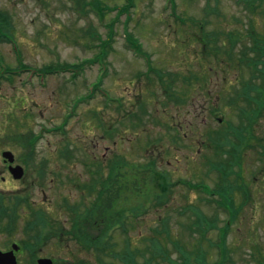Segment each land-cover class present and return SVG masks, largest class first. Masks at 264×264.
<instances>
[{
  "label": "rangeland",
  "instance_id": "374dc122",
  "mask_svg": "<svg viewBox=\"0 0 264 264\" xmlns=\"http://www.w3.org/2000/svg\"><path fill=\"white\" fill-rule=\"evenodd\" d=\"M79 1L0 0V12L9 15L12 43H16L22 62L31 67H42L51 61L74 63L93 56L98 48L89 45L88 28L100 33L98 45L100 40L107 37L108 28L105 25L113 21L115 30H112L106 75L101 83V87L106 89L102 90V94H109L107 104L104 96L97 93L90 99L77 102L73 109L71 107L74 98L87 93V86L98 78L97 63L84 66L85 70H79L76 78L72 72L62 71L46 75L43 83L40 77L26 72L13 73L10 79L0 77V146L21 159L23 149L10 136L16 131V122L23 125L20 131L26 133L24 137L29 133L38 137L33 148L27 149L32 151L35 163L43 164L44 173L43 178L38 179L36 168L27 166L25 181L13 182L0 160V190L27 192L34 203L42 205L56 218L67 223L66 214L57 209L56 204L59 205L64 197L71 201L80 196V189L66 182V178L69 175L72 179L78 176L81 182L89 179L90 174H87L86 167H82L81 160L88 165L91 159H101L105 163L111 156L121 154L129 164H143L152 156L156 169L165 172L167 182L171 183L166 194L167 204L157 205L155 199H151L147 202V211L139 215L136 226V221L128 224L134 227L127 233L119 232L118 227H115L111 232V239L117 245L115 249H120L123 241L129 239L132 250L142 251L150 244L148 238L153 235V231L163 234L157 230H162L165 224L170 230V238L163 239L160 244L166 247L167 256L158 257V263H171L168 258L181 263L183 257L180 250L184 249L189 253L186 255L189 263L214 264L199 263L195 253L198 230L192 228L196 227L194 219L196 213H201L204 218L216 220L220 226L230 212L216 203L206 202L204 198L208 197L207 193L189 188L180 180L203 181L209 188L215 189L216 182L219 181L221 185L223 180L217 168H209L208 162H216V166L226 170L227 174L231 172V180L226 179L227 182L222 186L234 192V205L239 207L238 212L232 208L235 216L229 218L230 229L225 237L228 250L221 264H258L257 258L264 256V159L261 155V151L264 152V140L257 147L245 146L237 157H231L221 149L214 152L219 147L208 132L224 127V120L233 125L238 123L236 109L226 101L227 91L242 81L241 71L236 66V58L227 60L224 49L220 55L222 64L212 56L200 58V46L193 40L189 27L190 20L200 19L204 21L205 28L211 31H222L221 28L226 29L223 27L225 24L231 29L239 27L241 23L244 25L246 14L240 0H174L173 5H169V0H134V7L128 11L130 19L127 14L110 9L103 21L93 11L84 13L76 10ZM103 1L109 6L124 2ZM205 3L209 7L215 6L208 15L203 10ZM180 19L185 23L182 24ZM256 25L264 33V15H257ZM125 28L141 42L152 66L160 69L163 79L171 74L169 79L172 81V76L178 75V79L173 81L174 91L183 88V74L201 71L202 68L211 70L208 86L201 89L193 85L188 102L177 103L172 96L165 94L155 72H151L150 79L143 75L138 77L137 72L144 71L147 65L142 56L130 49ZM12 43L0 40V60L11 67L10 70L18 66ZM237 47L240 48V45ZM225 63L228 68L224 67ZM205 83L199 82L202 87ZM117 97L121 106L119 101L113 100ZM142 103L146 111L140 118H144L145 124L135 126L133 123L141 120L137 119L136 112L139 113ZM128 110L133 111L132 118L127 114ZM93 111H97L102 121L111 127L110 134L103 135V129L98 127L96 120L91 119ZM55 126L65 128V134L56 130ZM254 129L264 136V118L255 124ZM211 136L216 138L215 134ZM157 137L158 144L150 142ZM64 154H69L70 158H65ZM70 160L74 163L70 164ZM105 167L103 165L102 169ZM240 174L243 180L236 179ZM151 176L154 177L150 172L145 176V186L158 187L159 180L152 182ZM120 181L124 185L129 183L122 179ZM240 190L247 193L241 206L243 193ZM124 192L128 197L134 196L133 193ZM154 192L150 191L152 195ZM19 209L21 213L24 212L22 206ZM17 222L20 221L17 219ZM21 233L18 227L10 236L0 232V248L6 249ZM208 236L211 240L216 239L217 230H212ZM208 245L207 240L201 242L204 249H208ZM74 248L70 245L68 250L73 252ZM57 255L69 257L63 251H56L53 242H48L38 253V257L56 258ZM24 257V254L20 256L19 264H27ZM218 258L219 254L215 250L206 255V260L210 262ZM138 259L143 258L138 256Z\"/></svg>",
  "mask_w": 264,
  "mask_h": 264
},
{
  "label": "trees",
  "instance_id": "16d2710c",
  "mask_svg": "<svg viewBox=\"0 0 264 264\" xmlns=\"http://www.w3.org/2000/svg\"><path fill=\"white\" fill-rule=\"evenodd\" d=\"M169 2L174 4V0H169ZM240 2L243 5V12L246 14L244 16L245 24L243 25V23H241L237 28L231 29L228 27V24H225L223 27L226 29L221 28L222 31L220 29L219 31H211L205 28L204 21L201 19L197 21L190 20L189 23V27L192 29L191 36L193 40L199 44L200 53L204 54L205 57L212 56L219 64H222L220 55L224 49L227 60L236 58V66L239 71H241L242 81L239 82L240 84L236 86V88L227 91L230 94H228L226 101L228 105L236 109V116L238 117L237 125L229 123L224 129L220 128L208 133L209 137L215 142V145L219 147V149L214 152L217 153L218 150L221 149V151L231 157L239 156L238 153L240 154L242 151L241 149H244L243 147L245 146H260L261 141L264 140V136L258 133L256 134L251 127L253 124L259 122L261 118H264V33L259 31L256 25L257 15H260V17L264 15V0H240ZM78 3L79 10H83L84 13L94 11L97 16L99 15L100 21H103L107 16V9L109 7L103 9V7H105L103 0H81V3ZM133 5L134 0H126L120 9V13L128 11ZM214 9L215 6L209 7L208 3H205L203 6L206 15ZM99 11H101L100 14ZM8 16V14L0 12V40H6L8 34L13 35L12 31H10L11 25ZM181 22L185 23L184 20H181ZM105 26L108 28L110 26V28L108 29L107 37L100 40L99 45L97 42L100 33L96 29L91 30L88 28L87 30L90 38L89 45L98 48L92 57L82 59L80 60L81 62L79 61L77 63L51 61L43 64L40 69L44 72L52 73L56 68L59 70L66 66H72L80 70L84 64L101 61L100 59L103 58L105 60L111 48L109 44L112 41L113 22ZM128 36L130 39L135 40L130 32H128ZM237 45H240V48H238ZM132 46L137 51L143 53L141 45L137 41L133 42ZM224 67L228 68V64L225 63ZM136 75L140 77L142 73L137 72ZM157 76L163 89L167 86H172L169 96H172L171 98H174V101L185 102L187 100L188 97L186 94L188 93L185 89L177 91L173 89V81L178 79L177 74L172 76V81H170L169 77L164 80L160 72ZM201 78L202 75L200 72L191 73L185 77L188 85H190L189 81L191 79L200 80ZM100 86V79L93 81L91 85L92 91L89 95H91V97L95 96L97 90L101 89ZM185 96L187 98H185ZM103 99L106 100V98ZM117 101H119V105L121 106L119 98ZM139 110V113L136 112L138 120L141 119V115H143L146 110L144 103L141 104ZM132 112V110H128L127 112L131 118ZM99 116L100 114L97 111H93L91 119L97 121L98 127L103 129V135L110 134L111 127L108 126L106 121L103 122L102 118ZM143 119L133 124L135 126H144L145 121H143ZM16 123V131L11 134L10 139L16 141L21 148L32 149L38 137L34 133H29L24 137L26 133L20 131L23 125H19L18 122ZM55 129L65 134V128L63 129L60 126H55ZM213 134L216 135V138L211 136ZM176 139L177 134L174 136V140ZM65 148L67 149V146H65ZM64 155L66 156L65 158H70L69 154ZM21 156L24 157V162L27 166L37 168V173L41 175V171H43V169L41 170V165L43 164L36 165L34 163L31 159L32 151L28 150L27 153L23 151ZM69 162L70 164L74 163L71 160ZM80 162H83V166H86L85 170L87 169V174H90L89 179H85V181L81 182L78 176L72 179L69 175L66 178V182L69 181L77 190L80 189V196L71 201H69L67 197H64L59 206L57 205L59 210L61 212L63 210L66 214L65 217L68 219V224L66 222L65 224L61 223L58 218L42 207H38L34 205V203L31 204L25 196H19V198L14 201L18 202L22 200L24 202L27 212L23 215H18L14 204L9 206L10 203L3 204L2 201L0 202V215L2 217L0 220V230L10 234L15 232L18 227L22 232L21 236L17 239L20 246L18 255L21 256L24 254L25 257L28 255L33 261L37 252L45 244L53 242L56 251L66 250L70 245H75V249L79 251H73L71 253L67 251L66 254H68L69 257L64 259L56 257L55 264H160L157 258H166L167 256L166 247L160 244L163 239L170 238V230L167 225L164 224L162 230H157L160 233L163 232V234H158L156 231H153V235L148 238L150 244L142 251L138 249L132 250L130 248L129 239L125 242L123 241V245L120 249H115L117 245L116 242L113 243L111 239V232L115 227H118L119 232L127 233L128 230L136 226L139 215L147 211V202L151 199H155V204L157 205L167 204L166 194L171 183L167 182L165 172L156 169L155 160L152 156L143 164H129L121 154L111 156L105 163L102 162L101 159H91L90 164L94 165V169L90 168L91 165H88L84 160ZM208 164L209 168H217L223 183L227 182L225 181L226 179L231 180L229 178L231 172L227 174L226 170L216 166V162H208ZM103 165L106 166L105 169H102ZM224 168H226V166H224ZM149 172L153 173L154 176H151L152 182L154 180L157 181L156 179L159 180L157 181L159 183L158 187L151 188V186H145V176H147ZM54 173L59 175L56 172ZM101 173H103V175H100ZM240 175H238L236 179L243 180V176ZM120 179L126 180L129 183L124 185L121 183ZM184 182L186 183V181ZM199 183L203 182L186 184L193 189L197 188L201 190L204 186L198 185ZM216 183L217 187L215 189L213 188V190L218 193L220 197V200L217 199L216 203L218 206L225 205L228 207L231 214L230 219L232 217L234 218L235 215L232 212V208L236 209L237 212L239 210V207L236 208L234 205V192L231 191L230 188L227 189V186H222L223 183L221 185H219V181ZM241 187L243 188V185ZM151 190L155 191L153 195L150 193ZM124 191L133 193L134 196L128 197V195L124 194ZM240 191L243 194L239 206L245 202L247 196L245 191ZM2 198L3 196L1 199ZM205 200L206 202H215L213 198H205ZM187 207L189 208L190 206L188 205ZM3 217H5V220H3ZM16 218H18V221L20 220L22 224L16 222ZM230 219L222 226H219L216 220L204 218L201 213H196L194 219L196 227L192 226V228L198 230L195 253L197 257H199V263L221 264L223 262L228 250L225 237L230 229L228 227ZM133 221H136L134 226L129 227L128 224ZM187 226L191 227L190 224H187ZM214 229L217 230L218 237L211 240L208 234ZM159 235L161 237H158ZM204 240L208 241V247L210 249L202 248L201 242ZM173 242L176 246V242L174 240ZM180 246L179 244V248ZM212 250H215L219 254V258L210 262L206 260V255ZM180 251L184 263L183 261L177 263L175 260L168 258V261L171 262L169 264H191L188 261V257H186V255H189L188 251L186 252L184 249ZM145 253H148V255H145ZM138 256L143 259L139 260ZM256 261L258 264L264 263V256L257 258Z\"/></svg>",
  "mask_w": 264,
  "mask_h": 264
},
{
  "label": "water",
  "instance_id": "95a60500",
  "mask_svg": "<svg viewBox=\"0 0 264 264\" xmlns=\"http://www.w3.org/2000/svg\"><path fill=\"white\" fill-rule=\"evenodd\" d=\"M3 156L6 157L10 162L12 161V154L9 151H5L3 152ZM11 172H14V174H18V175H14V176H19L21 173V168L19 166H15V167H10ZM12 250L7 251V252H2L0 251V264H17L16 263V259H15V255L13 253V250L17 249L16 245L12 246ZM37 264H52L50 259L48 258H40L37 261Z\"/></svg>",
  "mask_w": 264,
  "mask_h": 264
},
{
  "label": "flooded vegetation",
  "instance_id": "af4514ba",
  "mask_svg": "<svg viewBox=\"0 0 264 264\" xmlns=\"http://www.w3.org/2000/svg\"><path fill=\"white\" fill-rule=\"evenodd\" d=\"M1 147H0V154H1ZM1 160V163L4 165V171L5 173H7L9 179L13 182H17V183H23L25 180H24V176L28 173L27 172V166L25 165L24 161L22 159H20L19 157L17 156H14V161H13V165H21L23 170H22V173L20 174L19 178H14L13 175L11 174V172L8 170V162H4V160L2 158H0ZM4 179V177H2V180ZM4 191V190H0V193Z\"/></svg>",
  "mask_w": 264,
  "mask_h": 264
}]
</instances>
